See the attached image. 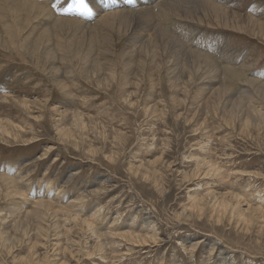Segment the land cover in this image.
<instances>
[{
    "label": "rangeland",
    "instance_id": "1",
    "mask_svg": "<svg viewBox=\"0 0 264 264\" xmlns=\"http://www.w3.org/2000/svg\"><path fill=\"white\" fill-rule=\"evenodd\" d=\"M189 2L0 0V264H264V0Z\"/></svg>",
    "mask_w": 264,
    "mask_h": 264
},
{
    "label": "bare ground",
    "instance_id": "2",
    "mask_svg": "<svg viewBox=\"0 0 264 264\" xmlns=\"http://www.w3.org/2000/svg\"><path fill=\"white\" fill-rule=\"evenodd\" d=\"M146 1H147V0H146ZM181 1H183V2H189V1H195V2H197V1H201V2H202V0H181ZM189 3H190V2H189ZM205 3H206L207 6H209V7H211V8L213 9L214 6H213V4H212L211 2L205 1ZM154 4H155V3H154ZM164 5H165V4H164ZM189 5H190V4H189ZM216 5H217V4H216ZM156 6H157V5H156ZM156 6H155V7H156ZM193 6H194V5H193ZM155 7H154V8H155ZM160 7H161V5L159 6V8H160ZM194 7H195V6H194ZM145 8H146V7H145ZM145 8H144V9H145ZM185 8H186V7H185ZM216 8H217V7L215 6V10H216ZM140 9H141V10H135V11L132 10V11H129V12H130V14H132V16H136V17L138 16V18H139V17L143 18L142 16H145L146 18H148V19L150 20V18L152 19V17H155V16H152V15L154 14V13H152V11H153V10H152V7H150L149 9H148V7H147L145 10H144L143 8H140ZM191 9H192V7H191ZM205 9H206V8H205ZM187 10H188V9H187ZM190 11H191V10H190ZM193 11H195V9H193ZM213 11H214V10H213ZM217 11H218V10H217ZM219 11H220V9H219ZM182 12H183V10H182ZM211 12H212V11H211ZM213 13H214V12H213ZM186 14H187V13H186ZM186 14H185V15H186ZM185 15H184V16H185ZM129 16H130V15H129ZM138 18H136V20H139ZM143 19H144V18H143ZM149 20H148V21H149ZM132 21H133V20H132ZM139 21H140V20H139ZM153 21H154V20H153ZM150 22H151V21H150ZM136 23H137V22H136ZM144 23H145V22H144ZM155 23H156V21H155ZM120 24H121V23H120ZM122 25H123V24H122ZM125 25H126V24H125ZM135 25H136V24H135ZM148 25H150V23H149ZM137 26H138V25H137ZM143 26H144V25H143ZM130 30H131V29H130ZM164 30H165V29H164ZM142 31H143V30H142ZM127 33H128V32H127ZM149 34H150V33H149ZM156 35H157V32H156ZM160 35H161V34H160ZM170 35H171V34H170ZM162 36H163V35H162ZM162 36H161V37H162ZM168 36H169V35H168ZM149 37H150V36H149ZM13 39H14V37H13ZM85 39H87V38H85ZM109 39H110V38H109ZM170 39H171V38H170ZM170 39H169V40H170ZM162 40H163V39H162ZM163 41H164V40H163ZM163 41H162V42H163ZM166 41H167V40H166ZM175 42L177 43V41H174V44H175ZM83 44H84V43H83ZM168 44H169V43H168ZM172 44H173V43H172ZM172 44H171V45H172ZM174 44H173V45H174ZM178 44H179V42H178ZM165 45H166V44H165ZM82 47H83V46H82ZM163 47H164V46H163ZM165 47H167V46H165ZM79 51H80V50H79ZM196 51H197V50H196ZM196 51H194V52H196ZM189 52H190V51H189ZM195 54H196V53H195ZM195 54H194V55H195ZM202 54H203V53H202ZM202 54H201V56H199V55H200V53H199L198 56H197V55H195V56H197L198 58H199V57H203ZM190 56H191V55H190ZM187 57H189V56H187ZM191 57H192V56H191ZM191 57H190V58H191ZM208 57H210V56H208ZM195 58H196V57H195ZM195 58H194V59H195ZM206 58H207V57H206ZM206 58H205V59H206ZM196 59H197V58H196ZM211 59H212V58H211ZM211 59L209 58V60H211ZM199 60H200V59H199ZM203 60H204V57H203ZM207 60H208V59H207ZM41 61H42V60H41ZM179 61H180V60H179ZM191 61H192V59H191ZM197 61H198V60H197ZM197 61H196V62H197ZM192 62H193V61H192ZM202 62H203V61H202V59H201V62L198 61V64H196V66H198L197 69L199 68L200 71L202 70ZM204 62L207 63L208 61H205V60H204ZM206 63H205V64H206ZM210 63H211V62H210ZM130 65H131V64H130ZM137 65H138V64H137ZM159 65H160V64H159ZM193 65H195L194 62H193ZM191 67H192V66H191ZM203 67H204V66H203ZM214 68H215V67L212 65V63H211V65H210L209 62H208V63L205 65V68H204V74L208 73V75H209V74H211V73H215V72L213 71ZM186 69H187V68H186ZM192 69H193V68H192ZM199 69H198V70H199ZM195 70H196V69H195ZM218 70H219V69H218ZM200 71H199V72L197 71V72L200 73ZM197 72H196V75H197ZM223 72H224V71H223ZM230 72H231V71H230ZM218 73H219V72H218ZM234 73H235V72H234ZM221 76H222V75H221ZM203 77H204V76H203ZM222 77H223V76H222ZM235 77H236V76H235ZM191 78H192V77H191ZM206 78H208V77H206ZM177 79H178V78H177ZM224 80H225V79H224ZM231 81H232V80H231ZM189 83H190V81H189ZM209 83H210V82H209ZM226 83H227V82H226ZM179 84H180V83H179ZM263 84H264V83H263ZM220 85H221V84H220ZM225 85H226V84H225ZM225 85H224V86H225ZM260 86H261V85H260ZM225 87H226V86H225ZM262 87H263V86H262ZM226 89H227V88H226ZM187 92H188V91H187ZM187 92H186V93H187ZM217 93H218V95L221 96V95L226 94V93H227V90H225L224 88H222V89H219V91H216V92H215V94H217ZM255 93H256V92H255ZM235 95H237V94H235ZM251 95H252V94H251ZM255 95H256V94H255ZM263 95H264V94H263ZM210 97H211V96H210ZM217 97H218V96H217ZM224 97H225V96H224ZM224 97H223V98H224ZM246 97H247V94H246ZM221 98H222V97H221ZM237 98H238V95H237ZM252 98H253V97H252ZM170 99H171V98H170ZM233 99H234V98H233ZM242 99H243V98H242ZM255 99H256V98H255ZM212 100H214V99H212ZM225 100L227 101V99H225ZM225 100H221V101L226 102ZM192 102H193V101H192ZM246 103H247V102H246ZM233 104H234V103H233ZM235 104H236V103H235ZM238 104H239V103H238ZM235 106H236V105H235ZM213 107H214V106H213ZM236 107H237V106H236ZM188 108H189V107H188ZM217 108H218V107H217ZM231 109H232V108H231ZM236 110H237V109H235V112H236ZM229 111H230V110H229ZM232 114H234V113L232 112ZM232 114H230V117H231ZM250 116H251V115H250ZM193 117H194V116H193ZM243 118H245V117H243ZM230 119H231V118H230ZM232 119H233V118H232ZM37 120H38V119H37ZM247 120H248V119H247ZM247 122H248V121H246V123H247ZM246 123H245V124H246ZM60 131H61V130H60ZM7 132H8V131H7ZM81 135H82V134H81ZM2 140H3V139H2ZM200 141H201V140H200ZM198 148H199V147H198ZM164 157H165V156H164ZM168 159H169V158H168ZM9 181H11V180H9ZM10 183H11V182H10ZM12 183H13V182H12ZM210 196H211L212 198L214 197L212 193H211ZM210 196H209V199H210ZM230 199H231V197H230ZM223 200H224V199H223ZM201 201H202V200H201ZM215 201H216V199L214 200V202H215ZM224 201H225V200H224ZM224 201H223V202H224ZM239 201H240V200H239ZM241 201H242V200H241ZM236 202H237V201H236ZM215 203H216V202H215ZM192 204H193V207H194L195 209H199L198 212H202V209H203V202H200V204H199V201H196V200H195V201L192 202ZM204 204H205V203H204ZM206 204H207V203H206ZM206 204H205V206H206ZM200 205H201V206H200ZM243 205H244V203H243ZM246 205H247V204H246ZM220 206L223 207L224 211H228V208H230V207H229L230 204H227V203H225V205L222 203V204H220ZM216 207H217V206H216ZM217 208H218V207H217ZM217 208H216V210H218ZM237 208L239 209V203H237L236 206H235L234 208H232L233 212L236 211ZM240 208H241V207H240ZM212 210H213V208H212ZM35 211H36V210H35ZM229 211H230V210H229ZM237 211H238V210H237ZM237 211H236V212H237ZM228 214H229V213H228ZM228 214H227V215H228ZM28 215H29V214H28ZM233 215H234V214H233ZM233 215H232V216H233ZM183 218H184V217H183ZM196 218H197V217H196ZM212 220H213V219H212ZM40 221H41V220H40ZM30 222H31V221H30ZM15 228H16V227H15ZM41 232H42V231H41ZM8 243H9V242H8ZM5 244H6V243H5ZM201 246H202V245H201ZM1 250H2V249H1ZM214 250H215V249H214ZM211 251H212V250H211ZM7 253H8V252H7ZM221 257H222V256H221Z\"/></svg>",
    "mask_w": 264,
    "mask_h": 264
},
{
    "label": "snow or ice",
    "instance_id": "3",
    "mask_svg": "<svg viewBox=\"0 0 264 264\" xmlns=\"http://www.w3.org/2000/svg\"><path fill=\"white\" fill-rule=\"evenodd\" d=\"M75 2L83 10V13H89V8L88 5L85 3V0H75Z\"/></svg>",
    "mask_w": 264,
    "mask_h": 264
}]
</instances>
